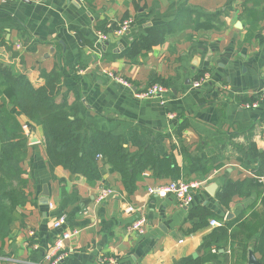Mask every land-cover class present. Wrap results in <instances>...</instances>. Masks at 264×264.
<instances>
[{"label":"crops","instance_id":"1","mask_svg":"<svg viewBox=\"0 0 264 264\" xmlns=\"http://www.w3.org/2000/svg\"><path fill=\"white\" fill-rule=\"evenodd\" d=\"M252 9L246 0H0L1 61L35 86L45 82L41 70L66 74L57 101L76 106L86 125L123 136L132 153L152 146L160 157L174 154L181 180L201 182L190 206L151 195L150 188L172 180L153 170L129 194L121 175L99 157L103 176L91 185L63 166L51 169L42 126L19 114L27 136L28 200L0 241V264H51L60 234L53 222L62 214L78 233L67 241L60 264H106L105 257L117 264H263L256 245L264 225V174L244 162L249 142L264 151V102L246 108L242 100L264 89V20L248 39ZM204 15H217L221 28L194 29ZM126 18L133 20L130 29L117 34ZM164 24L171 26L163 43L134 59L119 56L149 27ZM103 27L108 39L101 42ZM109 71L128 78L132 88L112 82ZM157 78L165 81L163 96H136ZM185 153L217 159L208 171L190 172ZM246 178L257 180L258 188L236 195L228 207L219 202L228 181ZM108 186L114 194L99 201ZM127 204L145 206L144 234L129 230ZM202 208L213 216L196 227ZM212 219L221 224L211 225ZM223 229L226 240L218 238Z\"/></svg>","mask_w":264,"mask_h":264},{"label":"trees","instance_id":"2","mask_svg":"<svg viewBox=\"0 0 264 264\" xmlns=\"http://www.w3.org/2000/svg\"><path fill=\"white\" fill-rule=\"evenodd\" d=\"M247 2L253 3L249 15L251 26L247 36L250 39L258 32L260 22L264 20V0H246ZM196 21L194 29L197 30L221 28L217 15H204V20ZM170 26L171 24H164L149 27L145 34L135 38L119 56L134 59L144 51H150L154 46L165 41L170 33ZM102 32L106 34L108 29L103 27ZM65 75L57 69L49 72L41 70V77L45 82L35 86L27 74L16 71L13 66L0 60V241H4L11 234L12 223L18 218L17 212L28 200L26 193L28 179L25 177L26 169L22 165L26 158L27 136L18 118L19 114L42 126L51 169L63 166L72 174L85 176L91 185L96 184L103 176L99 157H104L105 163L110 164L111 170L121 175L129 194L136 190L137 183L143 178L146 170H153L156 176L168 177L174 181L183 178L174 154L160 157L152 146L141 152L132 153L125 146L123 136L86 125L84 119L78 116L76 106L67 102H58L57 97ZM154 83L164 86L165 81L157 78L151 84ZM242 100L245 101L244 103H251L261 98L260 96L245 97ZM263 102L264 99L261 100V103ZM184 127L185 125L181 126L180 130ZM184 155L191 166L188 168L190 172L208 171L212 169L210 162L217 159H206L204 153L195 156L189 153ZM254 161H258V164L252 167L251 163ZM244 162L256 175L264 174V151L260 150L255 142H249ZM257 188V180L252 178L230 180L217 193V198L221 204L228 207L236 195L245 196ZM262 201L264 203V196ZM192 214H195V209ZM198 214L202 217V221L196 227L206 224V218L213 216L204 208ZM223 230L218 238L226 240V230ZM215 241L217 240L208 243L207 252L211 250V243ZM256 250L262 253L264 264V225ZM185 264H201V262L190 261Z\"/></svg>","mask_w":264,"mask_h":264},{"label":"built area","instance_id":"3","mask_svg":"<svg viewBox=\"0 0 264 264\" xmlns=\"http://www.w3.org/2000/svg\"><path fill=\"white\" fill-rule=\"evenodd\" d=\"M37 1V0H33ZM132 19L127 18L123 20L121 24H119L118 29L116 30L117 34H124L126 31L130 29V26L132 24ZM99 38L101 42H104L108 39V35L100 32ZM108 78L121 86L132 88V82L124 77L123 75H120L118 73L109 71L107 73ZM201 85V81H195L194 86L199 87ZM166 92V87H164L162 84L154 83L149 84L143 90H140L136 92V96L138 98H150L154 96H163V94ZM261 100L264 99V89L262 90L260 94ZM261 100H257L251 103L246 102L244 106L246 108H258L261 105ZM201 185V182L197 181H185V180H171L167 183L160 184L158 186H154L150 188L149 193L153 196H159V197H168L173 196L177 198L180 203L184 206H190L194 201V190L196 188H199ZM114 194V189L111 186L108 187H102L97 199L99 201L105 200L110 195ZM52 206V204H51ZM124 212L131 215L133 217V220L129 226L130 231L137 232L138 234H144L147 231V226L149 224L148 218L146 216V210L145 206H139L135 204H127L124 208ZM211 225L213 226H219L221 223L216 220H211ZM67 224V216L62 214L54 219L53 226L56 229H60V234L55 239L54 248L56 251L55 257L52 259L51 264H60L61 261L68 255L66 249V243L68 240L71 239V237L78 233L77 229L70 230L66 227ZM103 261L106 264H117V260L114 258H103Z\"/></svg>","mask_w":264,"mask_h":264},{"label":"water","instance_id":"4","mask_svg":"<svg viewBox=\"0 0 264 264\" xmlns=\"http://www.w3.org/2000/svg\"><path fill=\"white\" fill-rule=\"evenodd\" d=\"M46 195H48V194H46ZM231 214V213H230ZM230 214L228 215V217L230 216Z\"/></svg>","mask_w":264,"mask_h":264}]
</instances>
